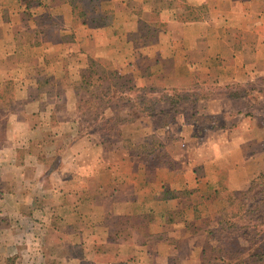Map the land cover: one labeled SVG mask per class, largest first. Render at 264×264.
Here are the masks:
<instances>
[{
	"label": "crops",
	"instance_id": "0c3cea01",
	"mask_svg": "<svg viewBox=\"0 0 264 264\" xmlns=\"http://www.w3.org/2000/svg\"><path fill=\"white\" fill-rule=\"evenodd\" d=\"M34 1L27 15L0 0V143L25 158L0 180L42 176L57 264L217 262L222 187L243 190L264 167V0ZM84 75L111 91H183L194 109L97 130L104 118L80 121ZM105 106L99 117L114 114ZM148 136L161 147L134 153Z\"/></svg>",
	"mask_w": 264,
	"mask_h": 264
},
{
	"label": "rangeland",
	"instance_id": "374dc122",
	"mask_svg": "<svg viewBox=\"0 0 264 264\" xmlns=\"http://www.w3.org/2000/svg\"><path fill=\"white\" fill-rule=\"evenodd\" d=\"M82 91L85 99L78 103V108L79 111L85 115L81 117L80 121L82 122L84 119V121L90 120L97 122V120L94 121L90 118L94 117V113H98L105 107L103 104L104 100H98L97 92ZM111 94L115 101L120 97H124V100L118 103L115 102L117 103L116 105L113 102L109 103L114 114L105 117L98 116L97 119H104L95 124L97 130L100 129V125L102 126V124L106 127H110V125L111 127L117 126L119 123L116 120L115 115H121L119 117L122 118L126 117L127 114H130V118H132L135 113H138V111L132 110V108H129L128 106H130L129 103H135L137 96L140 95L141 92L137 93L135 90L127 88V86L119 85L112 89ZM152 97H156L154 103L156 112L158 114L165 113V118L169 113L178 116V114H181L183 111H186L189 114L188 110L194 109V100L192 99V96L183 91H164ZM127 98H131V101L133 102L129 100L128 102ZM258 98L259 96L256 95V103L264 105V101H258ZM120 106L123 107L119 108ZM193 116L195 117V113H193ZM119 117L117 118L119 119ZM203 118L206 121L210 119V117ZM23 135H25V133L21 132V136ZM3 136L4 133L0 132V141L3 140ZM150 137L152 136H148V140L151 139ZM135 149L133 151L134 153L137 152ZM9 150L14 151L15 149H10L7 144L3 145V143H0L1 169L2 167H5L7 163L18 167L22 163V160L25 159L21 156L19 148L16 149L18 152L15 155V152L11 154ZM4 151L6 154H4ZM160 154L163 155V152H160ZM9 172L10 171L8 170L7 175ZM12 174H14L13 177H19L20 179L24 178V180L20 182L15 181L12 182V184L0 180V195L3 191H7V189H12L11 192L14 193L11 197L0 196V264H57L56 257L58 258V256L56 255L55 247L50 245L47 247L45 245L46 239L44 238V235L46 232L42 230L43 227L41 226V223H44L45 221V216H48L45 213L41 214L40 212L42 210L41 208L45 206L44 203H41L44 202V196L40 194L41 192L38 191L37 187L33 186V183L39 179V176L40 178H42V176L38 175L33 177V175H15L17 172H12ZM252 180L255 184L250 192H247L246 194H236L238 195L237 197H239L243 203H247V205L256 201L261 196L259 191L264 189V167L251 178V181ZM251 181L243 190L225 191L227 188L224 187L223 190L222 187V194L227 197L225 205L232 193L247 190ZM29 184H32V186L30 187ZM35 184L38 185V183ZM224 185L225 183H223V186ZM225 205H223L218 213L214 215L215 224L210 228L211 232L209 234L216 239L217 245L221 250V254H219L218 250L216 251L213 249L214 255H217L216 259L218 261H209L210 264H264V260L253 261L248 257L247 247L251 244L247 241L250 239L253 240L254 235L245 232L246 229L243 228L244 224L240 222L241 219L236 216L234 219L235 221L237 220V222L232 228H227L225 225L221 228L219 219L221 216V210ZM48 218H50V216ZM244 218L247 219L248 216H245ZM53 221L54 220L51 222ZM221 235L222 237L220 240L219 237ZM51 238H55V235L50 237V239ZM47 250L50 251L48 252ZM46 253L49 260H46Z\"/></svg>",
	"mask_w": 264,
	"mask_h": 264
},
{
	"label": "trees",
	"instance_id": "16d2710c",
	"mask_svg": "<svg viewBox=\"0 0 264 264\" xmlns=\"http://www.w3.org/2000/svg\"><path fill=\"white\" fill-rule=\"evenodd\" d=\"M25 4V12L27 15H31L34 12V0H23ZM90 62L92 65H94V61L90 59ZM96 71V72H95ZM92 73H97V70L93 69ZM91 76V75H90ZM84 84L85 87H82V89L85 91L90 92H97V96L100 99H103L105 101L104 106L109 103H114L115 105L124 100V97H120L117 99V101L114 100L113 95L111 94V90L107 89H101L100 87L93 86L91 87V83L88 82V78L84 75ZM135 91H143L140 89H133ZM155 99L156 97H152V95H148L146 92H142L140 95L137 96V99L135 103H129V108H132V110L138 111V113H135V115L130 118V114H127L126 117H119L121 115H115L116 120L119 124H123L125 122H131L135 118L141 117L140 115L146 114L149 115L151 112H156L155 108ZM131 101V98H127V101ZM128 101V102H129ZM117 102V103H115ZM133 102V101H131ZM106 107V106H105ZM123 106H120L121 108ZM99 116V113H94V117L90 118L94 121L97 120ZM119 117V119L117 118ZM149 143H143L142 145H139L135 147L137 150V153H145L151 151L155 147L160 148L161 144L158 142V140L152 136L150 137ZM255 182L252 180L250 186L247 188V190L243 192H234L229 197V200L227 204L222 208L221 210V216L219 219V224L222 228L223 225H225L227 228H232L234 224L237 222L235 221L234 217H238L241 219L240 222H242L244 225L245 232L247 234H253V240L250 239L247 242H249L251 245L247 247V254L248 257L251 260L261 261L264 260V189L260 190L259 193L261 196L254 202L247 205V203H243L238 195L236 194H246L247 192H250L253 188ZM248 216L247 219L244 217ZM222 235L219 237L221 240ZM226 245V244H225Z\"/></svg>",
	"mask_w": 264,
	"mask_h": 264
}]
</instances>
